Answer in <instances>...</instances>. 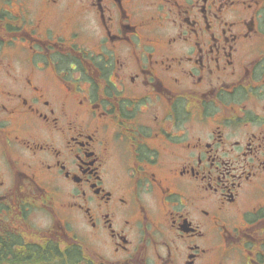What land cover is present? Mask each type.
<instances>
[{
	"label": "flooded vegetation",
	"instance_id": "1",
	"mask_svg": "<svg viewBox=\"0 0 264 264\" xmlns=\"http://www.w3.org/2000/svg\"><path fill=\"white\" fill-rule=\"evenodd\" d=\"M0 264H264V0H0Z\"/></svg>",
	"mask_w": 264,
	"mask_h": 264
}]
</instances>
